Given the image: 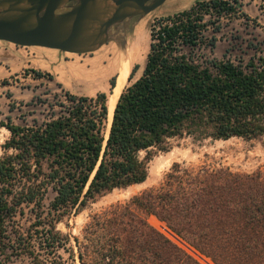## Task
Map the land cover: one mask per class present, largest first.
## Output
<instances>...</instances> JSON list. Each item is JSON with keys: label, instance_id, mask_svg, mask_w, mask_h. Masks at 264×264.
<instances>
[{"label": "trees", "instance_id": "1", "mask_svg": "<svg viewBox=\"0 0 264 264\" xmlns=\"http://www.w3.org/2000/svg\"><path fill=\"white\" fill-rule=\"evenodd\" d=\"M210 7L219 14L235 9L228 0L197 1L161 19L172 24L151 43L142 75L121 93L108 135L107 92L67 91L46 121L0 123L10 132L0 157V261L202 264L150 223L154 215L215 264H264L262 170L175 163L160 186L89 214L79 235L58 228L99 196L145 182L150 160L168 151L172 138L264 135V57L208 67L182 51L202 39ZM50 190L55 196L46 204ZM26 208L34 217L29 224L20 219Z\"/></svg>", "mask_w": 264, "mask_h": 264}, {"label": "rangeland", "instance_id": "2", "mask_svg": "<svg viewBox=\"0 0 264 264\" xmlns=\"http://www.w3.org/2000/svg\"><path fill=\"white\" fill-rule=\"evenodd\" d=\"M197 1L210 0H166L157 10L144 17L129 18L112 27L109 42L98 50L85 54L39 46L23 47L0 40V123L12 121L16 124L33 125L35 122L46 121L53 110L60 109L55 104L59 100H66L67 91L89 96H95L98 92L108 94L112 88L111 80L117 75L116 67L112 64L114 55L118 53L116 43H124L126 40L130 47L137 41L144 47L141 58L132 65V70L136 65L138 68L131 80L128 79L127 85H130L143 73L153 42L154 26L168 16L165 13L189 9ZM228 1L235 7L234 11L219 14L210 7L208 12L202 13V22L207 26L202 31L199 43L196 46L181 45L182 51L198 64L211 67L215 60H231L236 64L246 65L253 58L264 57V0ZM33 70L48 73L52 77L36 78ZM9 137V130L1 127L0 157L5 152L3 144ZM175 163L184 167L209 164L213 167H228L240 173L264 171V135L255 139L232 137L227 140H197L190 135L172 138L169 140V150L158 152L150 160L145 182L116 188L99 196L88 208L68 219L69 227L61 222L58 228L63 232L79 235L89 214L112 204L129 202L134 196L160 186ZM54 196L55 192L50 190L46 204ZM20 219L23 224H29L34 220L33 213L26 208L25 215ZM148 220L202 264H215L212 258L199 253L168 231L166 224L156 216L149 215ZM63 254L67 256L66 253ZM24 260L27 261L26 258ZM21 262L20 259H15L10 262L0 261V264ZM74 264L81 263L77 259Z\"/></svg>", "mask_w": 264, "mask_h": 264}, {"label": "water", "instance_id": "3", "mask_svg": "<svg viewBox=\"0 0 264 264\" xmlns=\"http://www.w3.org/2000/svg\"><path fill=\"white\" fill-rule=\"evenodd\" d=\"M165 1L0 0V40L74 54L94 52L109 42L112 27L144 17ZM70 2H74L70 10L58 12Z\"/></svg>", "mask_w": 264, "mask_h": 264}, {"label": "bare ground", "instance_id": "4", "mask_svg": "<svg viewBox=\"0 0 264 264\" xmlns=\"http://www.w3.org/2000/svg\"><path fill=\"white\" fill-rule=\"evenodd\" d=\"M118 46V53L115 56L114 55V60H113V65L116 67V84L114 88V95L110 96L109 95V101H108V127L106 131V135H108L110 125L113 119L114 115V110L117 104V101L125 89V87L128 84V79L131 75L132 72V65L134 62H138L139 59L142 56V53L144 51V47L142 46V43L140 41H137L133 44V46L130 47L128 45V41L126 42H120L119 44L116 43ZM115 53V51H114ZM109 70L107 71V73ZM101 85V84H100ZM113 89V87L111 88Z\"/></svg>", "mask_w": 264, "mask_h": 264}, {"label": "built area", "instance_id": "5", "mask_svg": "<svg viewBox=\"0 0 264 264\" xmlns=\"http://www.w3.org/2000/svg\"><path fill=\"white\" fill-rule=\"evenodd\" d=\"M172 22L170 20H166V21H162L160 22V24H158L157 26H154L153 30H152V35H153V41L154 42H158L159 38L161 37H165L166 33L164 31V27L166 25H171Z\"/></svg>", "mask_w": 264, "mask_h": 264}, {"label": "flooded vegetation", "instance_id": "6", "mask_svg": "<svg viewBox=\"0 0 264 264\" xmlns=\"http://www.w3.org/2000/svg\"><path fill=\"white\" fill-rule=\"evenodd\" d=\"M73 4H74V2H70V3H68V4L66 5L65 8L60 9L58 12H65V11L70 10V9H71V6H72Z\"/></svg>", "mask_w": 264, "mask_h": 264}, {"label": "crops", "instance_id": "7", "mask_svg": "<svg viewBox=\"0 0 264 264\" xmlns=\"http://www.w3.org/2000/svg\"><path fill=\"white\" fill-rule=\"evenodd\" d=\"M183 9V8H182ZM182 9H178V10H176V11H174L173 13H175V12H178V11H181ZM157 10V9H156ZM155 11V10H154ZM173 13H165V15H169V14H173Z\"/></svg>", "mask_w": 264, "mask_h": 264}]
</instances>
